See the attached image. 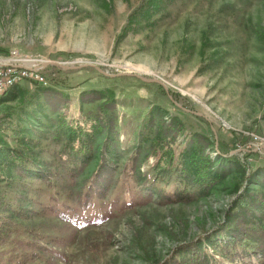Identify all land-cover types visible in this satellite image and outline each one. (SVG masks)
<instances>
[{
	"label": "rangeland",
	"instance_id": "obj_1",
	"mask_svg": "<svg viewBox=\"0 0 264 264\" xmlns=\"http://www.w3.org/2000/svg\"><path fill=\"white\" fill-rule=\"evenodd\" d=\"M13 53L49 83L0 101V264H264V0H0ZM160 126L210 187L153 183Z\"/></svg>",
	"mask_w": 264,
	"mask_h": 264
},
{
	"label": "trees",
	"instance_id": "obj_2",
	"mask_svg": "<svg viewBox=\"0 0 264 264\" xmlns=\"http://www.w3.org/2000/svg\"><path fill=\"white\" fill-rule=\"evenodd\" d=\"M20 84H22V82L16 84L12 88L19 86ZM37 84L41 85L40 83ZM7 92H5L0 97V101ZM100 119H102L100 115L99 117L90 116V118H87L86 124L90 122L91 127H88L86 124H83L77 120L73 125L76 129V138L78 139L84 134L93 132L91 131L94 129L93 126H99ZM109 122H105V125H100L99 130H101L100 128H103L104 126L106 129L104 130V133L109 134V132H112L111 124ZM232 133L234 134L235 132L232 131ZM202 140L204 141L205 139L203 137L198 138L196 136H192L191 144H188L187 146L183 147L181 151L177 152L173 146L174 142L171 140V138L169 139L168 131L165 132L163 127L160 126L158 131H156L153 137L150 139V142L147 146V154L152 158V163L148 166L146 174H151L154 184H161L164 182L163 178H165L168 174H173L175 177H177L176 183L181 184L182 186L185 185L186 181L192 180V182H199L205 188L210 187L214 181L215 172L213 173L211 169L212 159H210L208 155L203 154L204 144L202 143ZM104 144L108 145L106 139H104ZM137 152L138 148H136L134 151L133 156H135ZM101 165L102 162H99L97 168H100ZM92 177L93 178L90 181V185L95 188L96 180L99 178V176L95 175ZM238 201H242L241 203L243 204V208H245V210L248 212H252L253 208L256 206V204H246L243 197H239ZM219 235L223 237L226 236V233L221 232ZM217 245H221V243H217ZM222 245L224 247L226 245L228 246L229 241ZM161 264H209V262L206 259H201L196 252H193L189 256L182 255L178 258L171 257L168 261H164Z\"/></svg>",
	"mask_w": 264,
	"mask_h": 264
},
{
	"label": "built area",
	"instance_id": "obj_3",
	"mask_svg": "<svg viewBox=\"0 0 264 264\" xmlns=\"http://www.w3.org/2000/svg\"><path fill=\"white\" fill-rule=\"evenodd\" d=\"M0 56V97L16 84L23 81H30L40 84H48L46 76L42 73L41 65L32 63L30 57H22L16 54Z\"/></svg>",
	"mask_w": 264,
	"mask_h": 264
},
{
	"label": "water",
	"instance_id": "obj_4",
	"mask_svg": "<svg viewBox=\"0 0 264 264\" xmlns=\"http://www.w3.org/2000/svg\"><path fill=\"white\" fill-rule=\"evenodd\" d=\"M97 70H98L99 72L104 73V74H108V73L102 71V70L99 69V68H97ZM108 75H110V74H108ZM135 76H137V77H139V78H141V79H143L144 81H147V82H157V83H161L160 81H158V80H156V79H147V78L140 77V76H138V75H135Z\"/></svg>",
	"mask_w": 264,
	"mask_h": 264
}]
</instances>
